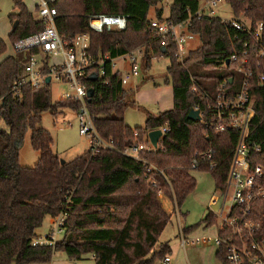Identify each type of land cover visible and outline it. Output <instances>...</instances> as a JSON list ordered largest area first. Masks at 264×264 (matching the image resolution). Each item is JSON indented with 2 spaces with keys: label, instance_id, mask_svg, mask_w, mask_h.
<instances>
[{
  "label": "trees",
  "instance_id": "trees-1",
  "mask_svg": "<svg viewBox=\"0 0 264 264\" xmlns=\"http://www.w3.org/2000/svg\"><path fill=\"white\" fill-rule=\"evenodd\" d=\"M13 1L17 12L9 18L10 40L14 44L41 31L44 24L35 19L22 0ZM225 1L235 19L243 14L253 24L264 25V0ZM163 2L59 0L56 4L60 34L90 33V51L95 59L106 53L114 59L142 48L145 74L153 60L170 59L166 83L173 84V108L149 114L144 126L135 128L125 121L126 111L136 103L135 88L122 84L121 71H112L110 61L105 65V75L94 81L88 78L90 73L98 72L97 66L88 69L85 83L94 90L88 107L97 131L106 139L112 138L116 150L92 154L88 149L62 163L53 150L51 132L42 126V113L51 111L56 117L60 109L76 111L78 105L62 99L53 102L51 84L38 89L26 86L18 95L14 93V84L24 75L25 63L36 49L16 51L0 63V119L7 126L0 128V264L48 263L59 251L76 260L91 254L95 264H155L172 251L169 243H159L173 215L164 207L161 196L180 208L197 187L194 170L211 173L216 189L220 193L226 191L239 132H219L206 123L205 116L200 120L188 117L198 104L202 110L205 106L192 91V78L208 90L223 81L230 83L232 78L236 81L235 65L227 61L242 52L246 36L220 17L199 20L196 13L201 8L200 0H172L168 18H164V8L160 7ZM152 7L154 18L150 15ZM101 13L129 16L127 28L92 31L88 17ZM155 18L173 23L190 19L188 30L197 36L200 46L190 49L183 62L173 54L174 43L171 50L163 52L160 39L150 26ZM6 49L0 39V56ZM259 71L251 82L255 113L249 141L258 147L251 152L253 165L264 164V85L257 78ZM162 127L169 131L156 148L141 152L139 158L121 152L136 142H148L149 132ZM28 130L31 146L39 153L32 167L19 164L20 146ZM210 148L214 151L210 162L201 160L199 168H192L193 158ZM212 160L217 163L214 168L210 165ZM60 213L67 216L63 238L55 245H33L44 220ZM251 216L260 223L258 236L264 238V199L254 202ZM215 217L212 210L205 219L207 226ZM216 256L222 264H228L226 249H217Z\"/></svg>",
  "mask_w": 264,
  "mask_h": 264
},
{
  "label": "built area",
  "instance_id": "built-area-1",
  "mask_svg": "<svg viewBox=\"0 0 264 264\" xmlns=\"http://www.w3.org/2000/svg\"><path fill=\"white\" fill-rule=\"evenodd\" d=\"M36 1L35 19L41 21L44 28L14 43L16 51L37 50L25 63L24 75L15 82L14 93L18 95L22 87L26 86L38 89L44 84H52L54 80L68 85L69 91L62 95V100L74 101L78 105L75 112L79 133L88 138L92 154L107 149L116 150L114 140L101 136L95 127L94 115L88 107L90 88L85 83V78L88 76V69L93 66H97L98 72L92 73H96L98 77L104 76L105 65L110 61L112 71H121L122 84L126 86L133 78L144 77L142 61L144 50L137 48L114 59L106 53L95 59L90 51V33L80 32L63 36L58 31L56 4L59 0ZM222 1L224 0H206L208 8L201 6L196 13L197 18L200 20L204 17H217L216 7ZM128 19L129 16L126 15L95 14L88 17V27L96 32L106 29L122 31L127 28ZM223 20L231 23L246 36L242 52L233 54L228 60L235 65L236 81L232 78L230 83L223 81L208 90L192 78V91L205 103L203 110L199 104L193 110H199L201 119L205 116L206 123L219 132L238 131L239 139L228 169L224 201L218 211H214L216 216L222 217V224L216 237L190 239L181 230L180 241L183 248L204 243L214 244L217 249L222 247L226 249L228 264H264V238L258 236L261 225L251 216L254 202L264 199V164L251 163V152L258 147L249 141L250 126L255 113L251 82L258 69L260 71L257 78L261 85H264V25L253 24L241 18ZM190 24V19L182 23H173L167 19L161 21L156 18L150 21L152 30L160 39V46L168 51L174 43L173 54L180 62H183L190 51L189 42L198 39L195 34L189 32ZM56 57H60L61 61H52ZM119 60L127 62V70L119 67ZM49 77L51 80L47 83ZM160 129L162 136L169 131L168 127ZM152 148L154 146L149 139L148 142H136L121 152L123 155L139 158L141 152ZM213 154L212 148L197 154L192 160V168H199L201 160L210 162ZM210 165L214 168L217 163L212 160ZM216 201L217 199L214 204ZM228 201L231 205L225 212ZM51 219L53 226L50 233L38 236L33 245H55L60 240L58 236L65 232L67 216L60 213ZM156 264H174V261L171 255H166Z\"/></svg>",
  "mask_w": 264,
  "mask_h": 264
},
{
  "label": "rangeland",
  "instance_id": "rangeland-1",
  "mask_svg": "<svg viewBox=\"0 0 264 264\" xmlns=\"http://www.w3.org/2000/svg\"><path fill=\"white\" fill-rule=\"evenodd\" d=\"M34 17H37V1L22 0ZM172 0H164L161 6L164 8V18L170 16V5ZM202 7H207L206 0H200ZM17 12L14 9L13 0H0V39L6 44V52L0 56V63L8 56L16 54L14 44L10 40V30L12 22L9 15ZM216 16L223 19H234V13L231 6L224 0L216 7ZM150 15L154 18L155 7L151 8ZM246 19L244 15L239 16ZM200 46L198 39L192 40L188 44L189 49H196ZM144 59V58H143ZM142 59V61H143ZM54 62H60L61 58L52 59ZM170 59L160 57L153 60L151 69L148 70L149 78L140 85L131 80L127 87H133L136 90L135 104H132L125 113V121L132 128L144 126L149 114L156 115L160 112L173 108V84L166 83L169 78L168 67ZM69 91V86L54 80L51 84V96L53 102L61 100L62 95ZM42 126L48 129L54 138L53 150L61 159L66 161L85 153L89 148L88 138L79 133L77 114L69 108L59 110L54 117L51 111L42 113ZM0 128L7 129L6 124L0 119ZM31 131L28 130L19 151V164L26 167L34 166L38 159L39 153L35 151L30 142ZM192 174L197 179L196 189L188 195L182 205L175 208V204L167 197L163 198V205L169 213H173L171 221L160 237V245L168 242L171 246V256L174 264H222L216 256L217 247L214 244L191 245L187 248L181 246L180 231L190 230L186 236L190 239L203 237H216L222 224V217L217 215L212 224L207 226L205 219L212 211L213 196L216 194L223 195L216 189V182L213 175L209 172L194 170ZM162 199V198H161ZM231 202H226L225 212ZM53 223L51 217H47L42 226L37 230L38 236H45L50 233ZM63 234L58 239L63 238ZM168 253V252H167ZM31 264H95L93 255L88 254L82 260L70 259L65 252L59 251L53 256L48 263H31Z\"/></svg>",
  "mask_w": 264,
  "mask_h": 264
},
{
  "label": "water",
  "instance_id": "water-1",
  "mask_svg": "<svg viewBox=\"0 0 264 264\" xmlns=\"http://www.w3.org/2000/svg\"><path fill=\"white\" fill-rule=\"evenodd\" d=\"M166 49L163 48V52H165ZM227 64H229V61H227ZM98 77V75L96 73H92L90 76H89V80L91 81H94L96 80ZM50 77L47 78V83H50ZM94 95V90L92 88L89 89L88 91V97H89V102L91 101L92 97ZM188 117L192 120H200L201 119V115H200V111L199 110H191ZM162 137V130L161 129H156V130H153L151 132H149V139L152 143V145L156 148L158 146V142H159V139ZM62 163H65L66 160L64 159H61ZM224 201V194L221 195L215 204L212 205V210L213 211H218V209L222 206V203Z\"/></svg>",
  "mask_w": 264,
  "mask_h": 264
},
{
  "label": "crops",
  "instance_id": "crops-1",
  "mask_svg": "<svg viewBox=\"0 0 264 264\" xmlns=\"http://www.w3.org/2000/svg\"><path fill=\"white\" fill-rule=\"evenodd\" d=\"M15 13V12H14ZM152 17V16H151ZM154 17H155V15H154ZM11 30H12V27H11ZM10 30V31H11ZM15 55V54H14ZM118 65H119V67L120 68H122V69H124V70H127L128 69V64H127V62H122L121 60H119L118 61ZM147 76V79L149 78V76L147 75V74H145V72H144V77H142V78H133L132 80H135V84H136V86L137 85H140L141 84V82H143L144 80H145V77ZM127 86V85H126ZM137 95V94H136ZM62 99V98H61ZM173 105H174V100H173ZM220 197V194H216L215 196H213V200L215 201L216 199H218ZM161 198H162V200H163V198H164V196H161ZM163 202V201H162ZM213 204H214V202H213ZM52 220V219H51ZM39 235V234H38ZM165 243V242H164ZM166 243H168V242H166ZM93 258H94V256H93ZM158 262V261H157ZM156 262V263H157ZM155 263V264H156Z\"/></svg>",
  "mask_w": 264,
  "mask_h": 264
}]
</instances>
